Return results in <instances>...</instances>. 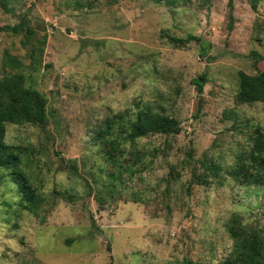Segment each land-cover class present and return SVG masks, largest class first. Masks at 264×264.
Instances as JSON below:
<instances>
[{"label": "rangeland", "instance_id": "obj_1", "mask_svg": "<svg viewBox=\"0 0 264 264\" xmlns=\"http://www.w3.org/2000/svg\"><path fill=\"white\" fill-rule=\"evenodd\" d=\"M232 2L230 10L229 0H0V78L14 71L6 53L16 56L27 85L47 99L44 124L6 125L5 141L23 149L21 169L44 201L38 215L22 209L0 169V264H218L232 248V217L264 228V185L231 176L264 132V103L238 97L240 72H264L252 55L264 58V0ZM22 20L42 52L37 72L22 36L4 31ZM188 35L200 41L183 47L167 37ZM146 104L180 131L140 139L144 156L131 168V145L121 154L95 132ZM211 162L221 176L195 183Z\"/></svg>", "mask_w": 264, "mask_h": 264}, {"label": "trees", "instance_id": "obj_2", "mask_svg": "<svg viewBox=\"0 0 264 264\" xmlns=\"http://www.w3.org/2000/svg\"><path fill=\"white\" fill-rule=\"evenodd\" d=\"M174 2L175 0H166ZM7 8L6 4H3ZM229 8L232 10L233 2L229 0ZM7 11H11L10 9ZM232 19V16H231ZM4 31L13 35L22 36V45L29 49L30 68L37 72L41 66L42 52L34 44V31L26 20L19 24L8 26ZM170 42L176 46H186L192 42H199L200 38L188 35L186 38L167 36ZM252 55L263 60V56L257 52ZM4 66L14 71H6L0 78V169L9 171L13 182L17 186L22 197L19 205L22 209L38 215L44 198L32 188L30 179L21 169L24 151L17 146L6 143L7 124H32L42 125L47 120L46 97L27 85V76L21 72L23 63L18 57L6 53ZM240 87L239 100L242 103H264V72L249 75L239 73ZM199 94H202L206 83V76L201 75L194 80ZM202 108L199 102L198 111ZM180 131V123L177 119L157 112L151 105L136 106L129 112H120L100 126L95 134L99 140H110L113 146L121 153L129 151L134 153L135 162L133 168L142 161L144 154L138 149V141L152 135H171ZM122 148V149H118ZM206 169L204 177L194 173L193 181L197 184H209V177L217 179L221 176L222 168L216 163H202ZM231 176L242 183L249 185H264V132L256 130L252 138V147L248 155L237 159L231 169ZM226 232L233 241L232 248L227 258L218 264H264V228L244 224L242 220L234 216L225 225Z\"/></svg>", "mask_w": 264, "mask_h": 264}]
</instances>
